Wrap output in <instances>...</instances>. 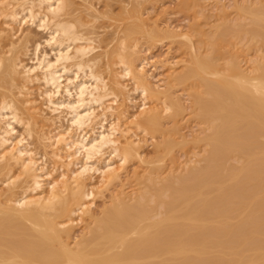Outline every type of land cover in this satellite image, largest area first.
<instances>
[{"label": "bare ground", "instance_id": "1", "mask_svg": "<svg viewBox=\"0 0 264 264\" xmlns=\"http://www.w3.org/2000/svg\"><path fill=\"white\" fill-rule=\"evenodd\" d=\"M80 1L0 0V264H264V55L248 72L236 60L217 67L193 56L202 74L217 77L206 81L210 99L201 107L211 127L204 164L159 186L151 181L153 192L109 195L97 213L95 196L141 158L132 128L156 130L163 118L147 105L155 90L144 66L126 58L123 44L116 58L108 45L94 53L93 22L116 4L133 29L150 33L141 0H102L103 13ZM248 14L264 42V9ZM30 26L46 37L34 39ZM126 80L141 97L132 121L121 125L114 117L117 124L106 127L101 118L95 126L96 108L108 112L128 94ZM235 153L243 163L228 167Z\"/></svg>", "mask_w": 264, "mask_h": 264}, {"label": "rangeland", "instance_id": "2", "mask_svg": "<svg viewBox=\"0 0 264 264\" xmlns=\"http://www.w3.org/2000/svg\"><path fill=\"white\" fill-rule=\"evenodd\" d=\"M95 1L97 2L98 0L90 1L94 6V10L96 8L100 13L105 12V8L102 9L104 7L103 1H99L98 5H96ZM85 3L83 2L82 4L86 6ZM90 3L87 1V6ZM141 3L139 14L150 33L149 31L133 29L131 21L127 20L125 15V17L118 15L120 5L116 4L113 6L114 12L112 14L101 16L93 22L95 24L93 28V31H95L94 38L97 41L94 45L97 47L94 53H99L103 50L101 48H105L108 45V49L111 51L109 58H116V53L121 52L120 48L122 49L123 47L122 52L128 60H131L138 67L144 66V72L147 75L150 87L155 90L154 95L150 96L151 98L148 97L147 102L149 103L147 105L149 108L152 105L154 108L158 107L157 109L163 119L156 130L153 127L142 130V126L132 128L134 132L133 130L131 131L136 133V137L133 136L132 138H139L135 140H139L141 158L129 161L120 171L121 174L119 175L122 176L114 184L112 183L108 186V189H104V192L95 196L92 209L97 213L102 209L103 205L110 203L109 195H115L120 192L122 195L128 196V198H134L135 194L146 190L153 192L151 181H154L159 186L167 178L183 175L188 169L200 167L204 164V158L210 149L209 143L205 139L211 133V127L207 119L201 115V107L202 104L208 103V99H210V96L206 95L205 91L206 81H217V77L215 78L214 75L213 77L210 76L211 73L202 74L195 66L194 57L207 56L217 67H227L229 61L236 60L239 65L241 64L240 66L243 67V70L247 69L250 71L253 66L252 60L257 61L259 55H264V42L260 41L259 37L257 38L255 35L256 26L251 23L248 14L250 11L259 8L264 9V0H141ZM1 25L2 22H0ZM28 27L29 25L26 26V28ZM30 29H32L34 39L39 38L38 40L42 41L46 37V33L37 30L34 26H30ZM34 33L36 35H33ZM183 35L188 38L183 37ZM185 38L188 39V42L187 39L184 40ZM118 42L124 45L122 47L118 45L119 51L116 47ZM44 47L42 50L49 49V47ZM30 49L32 50V48ZM29 56L31 55L24 57V62L28 65L31 64V61H28ZM146 58L147 61H145ZM172 61L174 64H172ZM223 62L227 65L225 66ZM114 68L115 66H112V69ZM247 70L245 72H248ZM223 72L229 74L226 70ZM125 83H127L128 90L126 93H128L129 98H126V94H119L120 98L118 97V101L114 103L115 105L112 104L114 109L112 108L108 112L102 110L101 107L96 108L95 113L98 115L95 120V123H97L95 126H98L103 119H106V122L108 121L107 123L103 122L105 126L107 125L106 127L110 123L125 124L124 121L126 122L128 118L131 120V115L136 114L137 110L140 109V94L133 91L134 84L132 82L126 80ZM31 87L29 91H31V95L34 93L33 97H36L38 95V91L34 90L36 86H33L32 90ZM197 88L199 90H195ZM124 98L127 100H124ZM130 99L131 101L128 102ZM162 104L164 107L168 105L170 109L166 112L165 110L163 111L164 107L162 108ZM123 110L126 117L124 116L123 118V115H121V118L120 113ZM104 112L106 116L103 118L100 115ZM114 117L120 118L119 121ZM101 118L102 120L100 121ZM116 121L117 123H115ZM63 124L66 125V122L63 121ZM17 130H20V126H17ZM201 134L203 135L200 136ZM262 141H264L263 138ZM38 151L42 152L39 146ZM168 151L169 153H167ZM108 155L107 150L102 154L104 159L108 158ZM199 155L201 156L199 157ZM38 156L40 157V155ZM102 156L97 155L101 160L103 159ZM46 162L47 170H52V161L47 159ZM156 162H159L160 165L156 164ZM238 162L240 163L238 164ZM153 163L154 165H152ZM242 163L243 159L238 158L235 153L232 155V159L230 157L227 161V166L239 167ZM146 180L150 181L147 182ZM111 191H114V193ZM150 206L154 207L155 211L160 212L162 210L155 208L153 202L150 203ZM76 225L73 229L74 238L80 235L85 223L81 222Z\"/></svg>", "mask_w": 264, "mask_h": 264}]
</instances>
